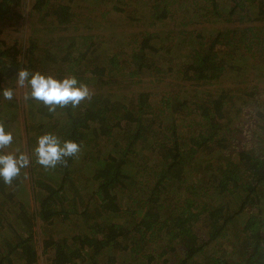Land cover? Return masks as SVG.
Returning <instances> with one entry per match:
<instances>
[{
	"label": "trees",
	"instance_id": "trees-1",
	"mask_svg": "<svg viewBox=\"0 0 264 264\" xmlns=\"http://www.w3.org/2000/svg\"><path fill=\"white\" fill-rule=\"evenodd\" d=\"M27 2L0 0V123L13 154L30 157L11 185L0 179V264H37L38 232L45 264H264V85L240 65L252 56L264 79V0H150L149 26H177L158 46L154 29L111 46L90 34L1 37L25 11L46 32L75 20L67 4ZM205 22L230 24L204 35ZM25 68L75 76L92 98L54 113L26 88L17 107L2 101ZM153 88L166 95L152 101ZM44 133L80 152L44 169Z\"/></svg>",
	"mask_w": 264,
	"mask_h": 264
},
{
	"label": "rangeland",
	"instance_id": "rangeland-1",
	"mask_svg": "<svg viewBox=\"0 0 264 264\" xmlns=\"http://www.w3.org/2000/svg\"><path fill=\"white\" fill-rule=\"evenodd\" d=\"M27 4L31 0H27ZM52 3L58 4V3H63L69 5L71 11L74 12V21L71 22L69 25H65V30H56L52 29L50 31H45L44 28H46L45 24H42L41 22L37 20L36 14L31 13V11H25L23 14V17L21 19H18L17 22H9L11 23V28L3 33L2 35L8 34L7 36H1V37H7L9 38H19L21 42H27L30 40V38H34L35 40L40 41L43 37H47L49 35H57V34H62L65 36L68 35H76V36H81V35H93L96 37H102V38H110L111 39V44H114L115 41L116 43L122 42V41H127L128 37L132 34H137L139 32L145 31H152L158 30L160 32L157 36V40L154 39L152 43L158 45H161L163 40L162 36L163 34L166 33L168 29H175L177 26H173L171 24H155V25H148L149 19L148 15L150 14V0H51ZM225 8V7H224ZM23 10H27V6ZM127 18V19H126ZM256 22H241L239 20H236L233 22L234 26H242V25H252L255 24ZM227 24H221L217 22H212V23H206L202 24L204 31L202 33L204 35L212 34L215 32L217 29L224 28ZM258 25L261 23H257ZM186 27H189V29H193L196 26L190 25V23L184 25ZM9 27L3 26V30L8 29ZM264 32V30H263ZM122 46H126L125 43L122 44ZM238 54H241L243 52L237 51ZM245 60L240 63V65H244L245 63H248L250 69H251V74H250V81L252 83H256L258 85H264V79L262 78V73L260 72V65L262 64L261 62L255 63L254 68H251L252 63V56L245 54L244 55ZM253 65V64H252ZM230 79L233 81L234 75L233 72L228 71ZM136 77V76H135ZM244 80L247 81V78H243ZM165 80L169 81L170 78L166 77ZM13 85L16 87L15 91L17 94L15 96V104L17 107V97L20 96V93L25 92V88H20L16 85L15 79H13ZM144 85V87H148L149 83H146V81H143L141 83ZM217 85L221 86H228L227 83L223 81V84L217 83ZM12 86V85H10ZM10 86H7L6 88H9ZM132 87V85L130 86ZM135 87V86H134ZM132 87V88H134ZM11 88V87H10ZM150 91L154 92L155 95L151 96V100L155 101V99H162L166 94L162 95L160 92H158L157 88H153ZM188 92L185 91V94L187 95ZM17 96V97H16ZM2 101L6 100L4 97L1 98ZM11 107H7L5 110L6 111H11V109H14V106L10 104ZM20 121L21 127L23 128L24 123L22 122V118L18 119ZM17 124V122H16ZM23 131H21L17 137L18 141H20L21 145L23 144L25 137L23 135ZM26 150V148H25ZM24 150V153H25ZM6 153H14V144L9 145L7 148L4 149ZM27 151V150H26ZM23 181L22 183L24 184L26 182V179H21ZM20 187V186H19ZM43 233V232H42ZM44 234V233H43ZM36 242L37 244V251L39 254L37 264H45L44 262V257H45V252H42L41 245L39 244V241L42 239V235L38 232L37 235H35Z\"/></svg>",
	"mask_w": 264,
	"mask_h": 264
},
{
	"label": "clouds",
	"instance_id": "clouds-1",
	"mask_svg": "<svg viewBox=\"0 0 264 264\" xmlns=\"http://www.w3.org/2000/svg\"><path fill=\"white\" fill-rule=\"evenodd\" d=\"M16 85L26 88L25 99H34L43 103L49 113H54L57 106L65 108L71 105L78 107L82 101H90L92 92L89 87L78 81L75 76H66L56 79L51 75H44L39 71L19 69L15 77ZM13 89L5 88L3 97L13 99ZM13 136L5 132L4 125L0 123V179L11 185L21 169L30 165V157L24 153L14 155L2 150L12 144ZM80 152L79 145L72 140H61L53 133H44L37 138L34 148L36 163L44 169H55L58 165L66 166L68 159L75 157Z\"/></svg>",
	"mask_w": 264,
	"mask_h": 264
}]
</instances>
